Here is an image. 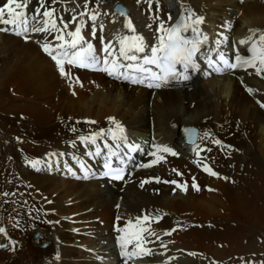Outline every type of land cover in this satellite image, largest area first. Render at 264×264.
I'll list each match as a JSON object with an SVG mask.
<instances>
[{
  "label": "bare ground",
  "instance_id": "6f19581e",
  "mask_svg": "<svg viewBox=\"0 0 264 264\" xmlns=\"http://www.w3.org/2000/svg\"><path fill=\"white\" fill-rule=\"evenodd\" d=\"M114 1L22 0L28 31L17 35L18 29L0 24L9 29L0 31V228L6 230L0 264H207L261 251L264 72L253 67L220 74L210 61L221 63L222 48L245 52L241 40H258L264 0H120L128 17L113 11ZM186 6L193 19L204 18L207 40L201 39L188 79L159 88L67 64L70 76L61 75L43 51L45 44L62 43L55 39L60 31H32L51 11L57 29L80 28L100 55L106 44L118 49L119 38L136 34L147 45L143 56L158 43L149 41L159 28L155 21L164 18L165 27L172 26ZM128 20L136 33L126 28ZM250 30H259L257 36ZM182 124L199 127L197 145L182 141ZM100 132L95 144L80 139ZM110 151L117 153L114 160H130L122 181L99 177ZM145 215L141 226L154 235L142 233L147 242L129 245L127 251L139 255L128 258L118 229Z\"/></svg>",
  "mask_w": 264,
  "mask_h": 264
},
{
  "label": "snow or ice",
  "instance_id": "6c2138e0",
  "mask_svg": "<svg viewBox=\"0 0 264 264\" xmlns=\"http://www.w3.org/2000/svg\"><path fill=\"white\" fill-rule=\"evenodd\" d=\"M26 7V4L22 0H6L3 6H0V24L10 25L13 29H18L17 35H22L28 31L29 21L25 13L21 12L22 8ZM39 15V13H37ZM44 17H48V20L44 21L41 26L32 27L34 32H48L50 30L60 31L61 34L55 37L56 40L62 43L56 47L45 44L43 51L46 52L57 64L61 75L70 76L69 72L65 71V64L69 66H75L79 68H87L92 70L104 71L110 76L117 78H123L129 80L132 83H144L148 81V87L159 88L162 84H166L170 79L180 80L188 79L189 69H195L196 54L200 51V45L203 40H207V36L199 32V25L203 23L202 17L192 18L194 14H189L188 17H180L179 22L173 26L165 27L164 22L159 25L160 35L158 36V43L156 46L151 47L150 54L139 55L146 53L147 45L144 42V38L140 35H125L119 38V48H114L111 44H106L100 55L96 52L94 46L84 40L81 35V29L76 28L75 31L64 32L62 29H57L56 21L52 19L53 12L46 11L42 14ZM92 19H95L93 15ZM171 19V17H169ZM35 17L33 18V22ZM50 24V28L47 26ZM126 28L136 33V29L133 26L131 20L126 23ZM68 25H64L63 28L67 29ZM8 28H0V31H8ZM191 31L194 34L193 38H189L185 33ZM259 30H250L251 37H256ZM94 34V33H93ZM250 37V39H251ZM70 38V39H69ZM247 40H241V44L248 43ZM252 52L251 59H244L240 55L236 56V62L232 63L229 59L225 58L223 53H219V60L222 62L223 67H217L216 71L222 72L225 70H232L237 67L251 66L256 68L257 73L264 72V32H260L258 40H252ZM111 57V59H109ZM211 64H215V61H210ZM156 70H153V67ZM155 82V83H153ZM251 92L252 90L249 89ZM264 107V104L261 105ZM94 123V122H93ZM116 128L123 132V129L119 124H116ZM104 135L103 132L96 133L92 137H81L84 142L91 141L92 144L96 143V137ZM112 138L117 139V135L113 133ZM122 138V137H121ZM216 143H220L216 141ZM135 151V147L132 149ZM100 149L97 148L96 155H100ZM158 152H171L168 147L157 146ZM175 155L176 153H172ZM92 155V153H89ZM156 155V153H152ZM117 156V153L111 152L105 159L104 167L110 171L105 172L104 175H112L114 179H123V168H114L112 166V157ZM163 159V157H159ZM33 167H37L40 161H30ZM123 164V161L121 160ZM143 167H149L151 165H142ZM204 170L210 175L217 176L218 173L211 168L205 166ZM227 179V178H225ZM144 183H147L145 181ZM172 183H175L174 181ZM143 186V184L141 185ZM195 190L199 191L198 185H193ZM187 190L186 186H184ZM149 216L136 217L135 222L129 220L127 227L118 229L123 234L119 237L120 247L123 254L131 258L132 256L139 255L136 252H129L127 248L129 245H133L135 248H140L142 243H146V237L142 233L148 232L149 235H154L148 231L146 227L141 226L142 220H148ZM133 229H136L133 231ZM0 233H5L4 228H0ZM151 250H145V254H150Z\"/></svg>",
  "mask_w": 264,
  "mask_h": 264
},
{
  "label": "rangeland",
  "instance_id": "374dc122",
  "mask_svg": "<svg viewBox=\"0 0 264 264\" xmlns=\"http://www.w3.org/2000/svg\"><path fill=\"white\" fill-rule=\"evenodd\" d=\"M45 53V52H44ZM17 95V93H15V96ZM16 97H18V96H16ZM178 175H179V172H178ZM222 179H223V177H222ZM224 180V179H223ZM194 182H195V180H193ZM9 186V185H8ZM206 189H208L207 188V185H206V187H205ZM1 190V189H0ZM1 209V208H0ZM1 211H2V209H1ZM8 238H9V236H8ZM163 239V238H162ZM260 241H261V248H262V250L261 251H259V252H256V251H254V252H249V253H247V255H244V256H239L238 254H235L233 257H231V258H229V259H227V260H224V259H218V260H216V258H212V260H210V261H208V263L207 264H264V238L263 239H259ZM168 242V243H167ZM174 242V240H166V244H169V243H173ZM158 243V242H157ZM45 244V243H44ZM220 245L221 244H219L218 246L220 247ZM217 246V245H216ZM46 247H48V246H46ZM46 247H43V248H46ZM157 248H159V245L157 246ZM239 256V257H238ZM244 259V260H243ZM214 260H216L215 262H214ZM229 260H230V262H229ZM246 260V261H245ZM260 260V261H259ZM252 261V262H251ZM210 262V263H209ZM222 262H225V263H222ZM228 262V263H227ZM251 262V263H250Z\"/></svg>",
  "mask_w": 264,
  "mask_h": 264
}]
</instances>
